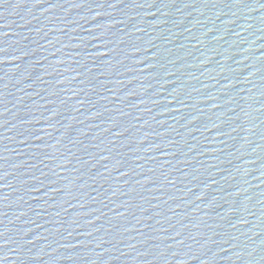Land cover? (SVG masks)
Listing matches in <instances>:
<instances>
[{"label": "water", "instance_id": "water-1", "mask_svg": "<svg viewBox=\"0 0 264 264\" xmlns=\"http://www.w3.org/2000/svg\"><path fill=\"white\" fill-rule=\"evenodd\" d=\"M0 264H264V0H0Z\"/></svg>", "mask_w": 264, "mask_h": 264}]
</instances>
